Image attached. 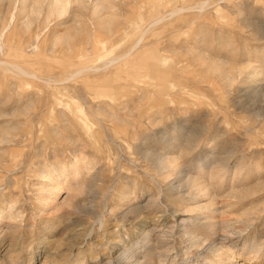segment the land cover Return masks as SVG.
<instances>
[{
  "label": "rangeland",
  "instance_id": "1",
  "mask_svg": "<svg viewBox=\"0 0 264 264\" xmlns=\"http://www.w3.org/2000/svg\"><path fill=\"white\" fill-rule=\"evenodd\" d=\"M93 1L0 53V264H264V0Z\"/></svg>",
  "mask_w": 264,
  "mask_h": 264
},
{
  "label": "bare ground",
  "instance_id": "2",
  "mask_svg": "<svg viewBox=\"0 0 264 264\" xmlns=\"http://www.w3.org/2000/svg\"><path fill=\"white\" fill-rule=\"evenodd\" d=\"M80 1H83V0H0V5L4 6L6 4V2H8V6L6 7V11L7 13H1L0 12V53L1 52H5V51H8L14 47H16V45H21V41H16V44H13L14 42V38H16V34L14 33V29L16 28V26H18L17 23L21 22L22 23V36L27 34L29 32V30L31 29V27L35 24V23H40L42 22L44 25H46L43 29H47V27H49L50 23H52L53 21L57 20L60 22H62L66 17L67 15H69L70 13V8L71 6L75 3V2H80ZM86 1V0H85ZM93 1V0H92ZM89 2V0H88ZM93 6L91 7V13H92V17H93V20H98V25L101 27V26H105V28L110 31V24L108 22H106V18H102V11L104 10V6H106L105 4L103 5L102 2L100 1H93ZM108 3V2H107ZM106 3V4H107ZM82 4V2L80 3ZM204 5V4H203ZM87 6V5H86ZM91 6V5H90ZM108 6V5H107ZM111 6V5H110ZM5 7V6H4ZM109 8V7H108ZM111 8V7H110ZM113 9V8H112ZM102 18V19H101ZM100 20V21H99ZM16 25V26H15ZM59 25V24H58ZM13 26V27H12ZM101 27V28H103ZM20 28V27H19ZM33 29V28H32ZM84 29V28H83ZM104 29V28H103ZM106 30V31H107ZM32 31V30H31ZM81 32L82 29H78L77 32ZM84 31V30H83ZM42 32V31H41ZM79 32V33H80ZM72 33V32H71ZM33 35V33H32ZM36 35V34H35ZM34 35V36H35ZM85 36V35H84ZM103 36V35H102ZM20 37V36H19ZM54 39L52 41V44H51V50L55 49V47L57 46V44H61V43H65L67 46L66 49L70 50L72 48V45H69L68 42H71L72 41H69L71 40V38L75 37V36H70V34L66 33L64 35H56L54 34ZM34 38V37H33ZM17 39V38H16ZM22 39V38H21ZM20 39V40H21ZM41 39V35L40 34H37L35 36V40L36 42L39 41ZM74 39V38H73ZM72 39V40H73ZM19 40V39H18ZM31 41V40H30ZM93 41V40H92ZM15 43V42H14ZM40 43V42H39ZM39 43L37 44V46L34 47V49L36 50H39ZM107 43V42H106ZM86 44V43H85ZM31 45V44H30ZM62 45V44H61ZM44 46V45H43ZM77 46V44H76ZM33 47V46H31ZM103 47V46H102ZM101 47V48H102ZM105 47V46H104ZM136 47V46H135ZM65 48V47H64ZM93 48V47H92ZM29 49V48H28ZM73 49V48H72ZM98 49V48H97ZM96 49V50H97ZM103 49V48H102ZM50 50V49H49ZM48 50V51H49ZM50 50V52H51ZM59 50V49H58ZM57 50V51H58ZM76 51V49H75ZM86 53L87 51L84 50ZM99 51V49H98ZM68 52V51H67ZM72 52V51H71ZM130 53V52H129ZM128 53V54H129ZM126 56V55H125ZM119 59V58H118ZM5 62V61H4ZM112 62L110 61L109 64H111ZM0 64H2V62H0ZM5 65V64H4ZM9 65V64H7ZM107 65V64H106ZM1 66V65H0ZM13 69L17 70L20 74H24L26 76H31L33 78H37V76H35V74L32 76L31 72H30V75L24 71L21 66H18V65H11ZM108 66V65H107ZM8 67V66H7ZM91 67V66H90ZM6 68V67H4ZM10 68V67H9ZM11 68V69H12ZM84 69V68H83ZM90 69V68H89ZM7 70V69H6ZM5 70V71H6ZM85 70V69H84ZM87 70V69H86ZM79 74V73H78ZM76 75V74H75ZM70 78V77H69ZM54 95V94H53ZM60 96V95H59ZM55 97V96H54ZM56 98V97H55ZM76 100V99H75ZM59 102V98L57 100ZM64 101V100H63ZM62 101V102H63ZM65 102H63L64 104ZM77 103V102H76ZM61 104V103H60ZM59 104V105H60ZM69 104V103H68ZM32 105V104H31ZM62 105V104H61ZM72 106H74V104L72 103ZM28 107H31V106H28ZM60 107V106H59ZM69 107V106H67ZM79 107V106H78ZM78 107L76 109H78ZM52 108V107H51ZM71 108V107H69ZM83 109V107H82ZM84 110V109H83ZM52 111V109H51ZM54 111V110H53ZM52 111V112H53ZM91 111V110H90ZM28 112V111H27ZM30 113V112H29ZM92 113V112H91ZM98 113V112H97ZM100 115V111L98 113ZM88 119V117H86ZM86 119V120H87ZM83 120V119H82ZM85 120V122H86ZM87 123V122H86ZM90 123V122H89ZM88 126V125H86ZM9 133V132H8ZM59 133V132H58ZM4 137V136H3ZM2 137L0 136V139ZM12 138V137H10ZM4 140V139H1V141ZM7 140V139H6ZM9 141V140H8ZM74 151V149H73ZM160 156V155H158ZM55 157V156H54ZM75 160V158H74ZM78 160V159H77ZM42 162V161H41ZM163 162V161H162ZM158 163V162H157ZM164 163V162H163ZM46 164V163H45ZM66 164V163H65ZM165 164V163H164ZM63 165V164H61ZM162 165V164H161ZM42 166V165H41ZM54 166V165H52ZM47 166H45L46 168ZM60 167V165H59ZM165 167V166H164ZM56 168V167H54ZM49 169V168H47ZM45 169V170H47ZM55 170V169H54ZM42 172V169L41 171ZM45 172V171H44ZM49 172V171H48ZM47 172V174H48ZM56 172V171H55ZM46 173V172H45ZM58 173V172H57ZM52 174V173H51ZM42 175H43V172H42ZM50 175V173H49ZM41 176V175H40ZM48 176V175H47ZM42 178V177H41ZM47 178V177H46ZM100 216V215H99ZM181 222L184 224H186V219H182ZM249 223V222H248ZM234 233V232H233ZM83 235V234H82ZM193 236V235H192ZM196 239V238H195ZM190 240V239H189ZM194 242V241H193ZM198 242V241H197ZM259 251V250H258ZM256 251V253L258 252ZM255 253V252H254ZM255 253V254H256ZM253 254V253H252ZM51 261V260H50ZM53 261V260H52ZM206 262V261H205ZM211 262V261H210ZM209 262V263H210ZM54 263V261H53ZM51 263V264H53ZM47 264H49L47 262ZM55 264V263H54ZM58 264V263H57ZM60 264V263H59ZM136 264H139V263H136ZM211 264V263H210Z\"/></svg>",
  "mask_w": 264,
  "mask_h": 264
}]
</instances>
